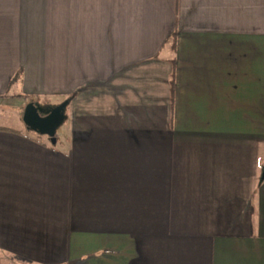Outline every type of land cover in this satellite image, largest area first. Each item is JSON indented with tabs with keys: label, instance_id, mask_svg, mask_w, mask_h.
Wrapping results in <instances>:
<instances>
[{
	"label": "crops",
	"instance_id": "obj_1",
	"mask_svg": "<svg viewBox=\"0 0 264 264\" xmlns=\"http://www.w3.org/2000/svg\"><path fill=\"white\" fill-rule=\"evenodd\" d=\"M71 93L64 147L26 130ZM0 127L8 259L264 264V0H0Z\"/></svg>",
	"mask_w": 264,
	"mask_h": 264
},
{
	"label": "rangeland",
	"instance_id": "obj_2",
	"mask_svg": "<svg viewBox=\"0 0 264 264\" xmlns=\"http://www.w3.org/2000/svg\"><path fill=\"white\" fill-rule=\"evenodd\" d=\"M103 86L104 85H102V87L91 88L92 92L98 93V96L94 99V106L91 105L92 109L95 111L96 114H106V113L113 111L115 108H119V105L115 101V99H117L115 94L108 93L107 95L102 94L101 96H99V94L102 93V91H103L102 89H104ZM96 88H98V90ZM99 90H100V93H99ZM86 94H88V92L84 93V95H83L85 98L84 100L88 99V98H86ZM68 95L69 96H66V97L63 96L64 98L62 100H60L61 99L60 98V99L55 101L57 104H59L63 100L68 99L67 104L63 110V117L59 121V123L56 124L52 137L46 133L37 132V131H35V130L27 127V126L25 127L26 130H28L29 132H31L35 136L45 138L48 141V143L50 145H52L53 147H56V148L64 147L67 144L68 133H69V130L71 128V119L73 118L72 115L74 113V110L78 108V104L77 103L74 104L73 100H71L72 99V93L68 94ZM91 104H93V103L91 102ZM52 138L55 139L54 143H52ZM262 163H263V165H262ZM261 166L264 168V159L261 160ZM0 264H28V263H21L19 261L17 262V260H15V259H8V257L5 254H0Z\"/></svg>",
	"mask_w": 264,
	"mask_h": 264
},
{
	"label": "water",
	"instance_id": "obj_3",
	"mask_svg": "<svg viewBox=\"0 0 264 264\" xmlns=\"http://www.w3.org/2000/svg\"><path fill=\"white\" fill-rule=\"evenodd\" d=\"M67 104V99L63 100L59 104H56L50 108L43 109L44 113L40 112V107L36 103L28 102L23 110L22 119L23 122L31 129L46 133L49 136H53L54 128L57 123L63 117V110ZM52 138V142H54Z\"/></svg>",
	"mask_w": 264,
	"mask_h": 264
},
{
	"label": "trees",
	"instance_id": "obj_4",
	"mask_svg": "<svg viewBox=\"0 0 264 264\" xmlns=\"http://www.w3.org/2000/svg\"><path fill=\"white\" fill-rule=\"evenodd\" d=\"M176 35H177V32H176V26L174 27V30L167 36L166 40H165V43L169 44V46L174 49L175 48V44H176ZM19 75H20V71L16 72V76L12 78V81L13 80H18L19 78ZM171 95L173 93V88H171ZM0 128H5V127H0Z\"/></svg>",
	"mask_w": 264,
	"mask_h": 264
},
{
	"label": "flooded vegetation",
	"instance_id": "obj_5",
	"mask_svg": "<svg viewBox=\"0 0 264 264\" xmlns=\"http://www.w3.org/2000/svg\"><path fill=\"white\" fill-rule=\"evenodd\" d=\"M40 112L43 114L44 113V110L43 109H40Z\"/></svg>",
	"mask_w": 264,
	"mask_h": 264
}]
</instances>
